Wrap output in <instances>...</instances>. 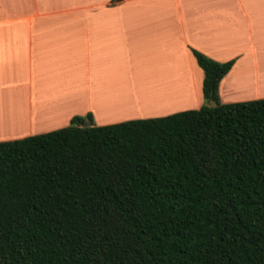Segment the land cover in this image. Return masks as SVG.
I'll use <instances>...</instances> for the list:
<instances>
[{"label": "trees", "instance_id": "trees-1", "mask_svg": "<svg viewBox=\"0 0 264 264\" xmlns=\"http://www.w3.org/2000/svg\"><path fill=\"white\" fill-rule=\"evenodd\" d=\"M191 53L196 109L0 141V264H264V97Z\"/></svg>", "mask_w": 264, "mask_h": 264}, {"label": "crops", "instance_id": "crops-1", "mask_svg": "<svg viewBox=\"0 0 264 264\" xmlns=\"http://www.w3.org/2000/svg\"><path fill=\"white\" fill-rule=\"evenodd\" d=\"M191 49L233 60L220 103L263 98L264 0H0V141L196 109Z\"/></svg>", "mask_w": 264, "mask_h": 264}, {"label": "water", "instance_id": "water-1", "mask_svg": "<svg viewBox=\"0 0 264 264\" xmlns=\"http://www.w3.org/2000/svg\"><path fill=\"white\" fill-rule=\"evenodd\" d=\"M209 106H213L212 100L209 101Z\"/></svg>", "mask_w": 264, "mask_h": 264}, {"label": "rangeland", "instance_id": "rangeland-1", "mask_svg": "<svg viewBox=\"0 0 264 264\" xmlns=\"http://www.w3.org/2000/svg\"><path fill=\"white\" fill-rule=\"evenodd\" d=\"M34 111V110H33ZM24 112H25V109H24ZM33 114H34V112H33Z\"/></svg>", "mask_w": 264, "mask_h": 264}]
</instances>
